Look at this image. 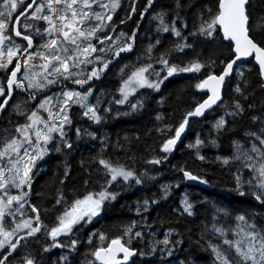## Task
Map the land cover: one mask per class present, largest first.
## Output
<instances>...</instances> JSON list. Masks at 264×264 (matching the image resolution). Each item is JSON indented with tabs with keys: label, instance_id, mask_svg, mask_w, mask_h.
Segmentation results:
<instances>
[{
	"label": "snow or ice",
	"instance_id": "1",
	"mask_svg": "<svg viewBox=\"0 0 264 264\" xmlns=\"http://www.w3.org/2000/svg\"><path fill=\"white\" fill-rule=\"evenodd\" d=\"M146 17L155 36L141 48ZM110 77L114 87L98 90ZM174 77L188 81L190 104L155 111L143 136L98 135L109 119L143 113L153 93L164 108L161 89ZM257 86L264 97V0H0V264H207L198 252L210 264H264V99L257 102ZM209 117L207 136L197 132L186 143ZM225 137L230 152L209 159L204 149H220ZM85 139L92 154L80 160L77 187L67 157ZM180 148L192 164L173 166L175 184L121 204L131 216L97 227L126 192L156 180L150 172ZM54 154L65 158L62 170L35 189ZM212 163L230 180L221 195L248 208L205 198L201 218L185 192L167 217L198 225L185 251L183 232L159 231L150 214L181 184L212 187L205 170Z\"/></svg>",
	"mask_w": 264,
	"mask_h": 264
},
{
	"label": "trees",
	"instance_id": "2",
	"mask_svg": "<svg viewBox=\"0 0 264 264\" xmlns=\"http://www.w3.org/2000/svg\"><path fill=\"white\" fill-rule=\"evenodd\" d=\"M141 3H143V0H140ZM198 3L204 4V3H210L214 0H197ZM162 3H171V0H162ZM191 11V9H189ZM125 30L129 28L128 25L123 26ZM142 35L137 40V45L139 47L145 46L149 42V38H154L155 33L153 31L154 23L149 25L148 24V18H145V23L142 24ZM248 65H245L241 70L247 69ZM253 83L255 82V77H251ZM115 79L114 77H110L109 80L104 81L102 84L98 85L99 88H105V89H111L114 87ZM183 89L182 99L181 101L177 102L175 100L176 94L179 90ZM163 97H166L165 100V107L160 108L157 101L161 99L160 93H153L151 96L146 98V108L143 113L139 114H130L128 116H121L116 119H109V121L103 125L98 135L107 134L109 137L112 138L113 141H115L118 137H123L124 135H134L139 134L143 136L145 131L152 127L153 119H154V113L155 111H161V112H167V111H173L175 109L183 108L191 103L192 98V89L188 87V81L183 77H174L171 78L170 81H168L165 86L161 90ZM197 97L199 94H196ZM256 96H257V102L259 103L260 100L264 99V97H261L259 87H256ZM180 111H175L174 115L176 118H179ZM211 121L212 118H209L208 122L205 124L200 125H194L193 130L188 134L189 140L186 141L192 142L195 139V136L197 132L201 134L202 137L207 136L208 131L211 127ZM81 124H84L82 121ZM249 124V121L244 120L241 122V125L238 128V131L242 130L244 127H247ZM86 126V125H84ZM96 126H93V130ZM154 135V133H153ZM147 143L152 144V137H146ZM83 146L80 153V160L83 157L84 159H87L92 154V147L93 144L90 142H87V140L82 141ZM154 146V145H153ZM141 152H143V148L141 146L140 149ZM204 152L207 154L209 159H212L214 156L218 154H228L230 152L229 147V141L227 137H225L224 141L222 142L220 149L215 148H206L204 149ZM70 163L73 166V172L77 174V179L75 181L77 187L79 186V164L80 160L77 161V159L72 155L70 156ZM185 161L188 162L189 165L192 164V159L189 154V150H186L184 148H180L179 151L175 152L173 156L170 158L167 165H161L159 172H150V175H156L157 179L148 181L146 185L140 189L136 188L131 191H128L124 194V196L121 198L120 203H118L116 206H114L113 209L109 210L108 213L105 216L104 221L101 225H97V227H108L113 224L118 223L121 219L127 218L128 216H131L132 214L129 213L125 208L121 207L120 205L123 203L132 204L133 201L136 199H139L143 196H159L161 195L160 192V184H175L177 181V174L173 171V166L179 165L181 163H184ZM199 162H197V165ZM137 167L143 169L144 165H142L139 161L137 162ZM205 170L208 173V178L213 182L212 187H205L202 185L195 184L192 187H186V184H181L179 188H173L172 189V195L168 197L167 200H161V202L155 206L153 212L150 214L151 219L153 222L157 223L158 230L159 231H167L169 227H174L178 231H182L185 237L186 245H185V251H191V241L195 239V235L197 234L198 225L195 223H188L185 224L183 220H176L174 217L172 219H167V217L173 216V209H175L181 197L187 192L190 200L196 201L198 209H200V215L201 218L206 214L203 210V207L199 204V201L201 199H210L215 201L217 198H221L223 200V203L226 206H230L232 209L235 210H244L248 208L247 203H241L240 198H233L231 196H222L221 195V188L224 185L230 184L229 177L227 175L226 169H222L218 164L212 163L205 165ZM51 180L50 178H47L46 180H43V184H38V187H43L47 181ZM157 217L160 219H163V223H159L157 221ZM190 220L192 218H189ZM87 232V229H85V232L82 233V235H85ZM163 238L162 236L160 237ZM59 250H54L53 253H50L55 259V253ZM198 258L202 262H207V264H210V258L206 252H198L197 253ZM77 264H79V261H77Z\"/></svg>",
	"mask_w": 264,
	"mask_h": 264
},
{
	"label": "flooded vegetation",
	"instance_id": "3",
	"mask_svg": "<svg viewBox=\"0 0 264 264\" xmlns=\"http://www.w3.org/2000/svg\"><path fill=\"white\" fill-rule=\"evenodd\" d=\"M82 146H83V143L81 141L80 144H79L78 150L75 153H73V156L77 159V161L80 160V153H81V150H82ZM70 158L71 157H67V162L72 168L73 166L70 163ZM64 160H65L64 157H62L60 155H57V154H54L50 159H48L47 162L44 165L46 171L40 173V175L37 177L36 183L34 184V188L35 189L41 188V187H38V184H43V180H46L47 178L52 179L54 174H56L57 172L62 170V166H63Z\"/></svg>",
	"mask_w": 264,
	"mask_h": 264
},
{
	"label": "rangeland",
	"instance_id": "4",
	"mask_svg": "<svg viewBox=\"0 0 264 264\" xmlns=\"http://www.w3.org/2000/svg\"><path fill=\"white\" fill-rule=\"evenodd\" d=\"M167 82H168V81H166L165 84H166ZM164 86H165V85H164ZM164 86H162V88H163ZM161 90H162V89H161ZM125 107H126V106H125ZM214 115H215V114H214ZM209 118H212V119H213L214 117H209ZM205 124H206V123H205Z\"/></svg>",
	"mask_w": 264,
	"mask_h": 264
}]
</instances>
